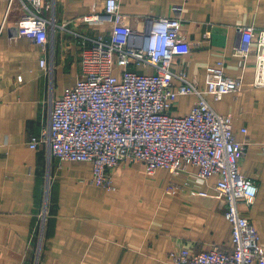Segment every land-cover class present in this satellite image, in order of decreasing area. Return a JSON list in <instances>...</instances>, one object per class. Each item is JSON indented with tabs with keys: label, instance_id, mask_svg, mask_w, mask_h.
<instances>
[{
	"label": "crops",
	"instance_id": "crops-1",
	"mask_svg": "<svg viewBox=\"0 0 264 264\" xmlns=\"http://www.w3.org/2000/svg\"><path fill=\"white\" fill-rule=\"evenodd\" d=\"M45 2L50 3L44 11L52 24L43 48L17 32L19 1L8 11V0H0V264H34L36 252L35 264H173L168 252L182 246L228 250L230 226L221 206L213 196L195 193L212 194L214 175L199 177L192 164L176 173L163 167L145 173L136 160L111 169L113 188L108 189L88 180V160L49 157L45 141L27 145L46 124L52 100L80 75L81 53L91 38H107L112 27L106 19H81L88 13L102 15L105 0ZM118 3L139 29L146 17L179 11L188 47L174 56V84L183 71L205 88L214 77L206 65L217 60L224 61L227 75L241 77L239 91L224 92L220 99L209 92L204 97L216 112L231 114L233 138L245 143L238 168L254 180L256 190L249 203L239 200L237 206L255 226L264 252V154L259 148L264 142V87L252 86L256 54L248 52L241 65L233 51L240 42L238 25L264 28V0ZM135 16L141 19L136 22ZM139 68L153 71L151 66ZM196 97L178 94L173 105L180 114Z\"/></svg>",
	"mask_w": 264,
	"mask_h": 264
},
{
	"label": "built area",
	"instance_id": "built-area-1",
	"mask_svg": "<svg viewBox=\"0 0 264 264\" xmlns=\"http://www.w3.org/2000/svg\"><path fill=\"white\" fill-rule=\"evenodd\" d=\"M20 14L15 21L17 32L45 48L52 19L44 9V0H17ZM15 0H8V11ZM103 14L81 16L86 22L109 20L107 38H91L89 48L81 53V72L73 85L65 87L52 100L48 118L38 133L27 140L29 147L45 141L48 156L56 159L88 160V180L112 189L109 173L121 163H142L145 173L156 167L176 173L187 164L196 167L199 177L214 175L213 193L195 191L214 197L230 226L228 250L216 246L193 251L186 246L171 250L173 264H264V252L257 231L238 209V201L249 203L256 184L238 168L245 143L231 133V114L213 110L204 95L220 99L224 92L239 91L241 77L224 72V61L206 65L214 75L205 88L195 77L183 71L172 82L171 65L175 55L187 50L179 11L171 16L146 17L144 27L131 25L119 9L118 0H105ZM141 19L135 16L133 20ZM240 42L234 54L244 64L253 52L255 71L252 86L264 87V28L238 25ZM41 67L46 66L43 57ZM151 66L153 71L140 70ZM118 68L116 73L114 70ZM139 68V69H138ZM21 80V77H18ZM195 93V101L180 114L169 111L178 94ZM244 131V127L240 128ZM264 154V142L259 144ZM39 222V221H38ZM41 224V222H39Z\"/></svg>",
	"mask_w": 264,
	"mask_h": 264
},
{
	"label": "rangeland",
	"instance_id": "rangeland-1",
	"mask_svg": "<svg viewBox=\"0 0 264 264\" xmlns=\"http://www.w3.org/2000/svg\"><path fill=\"white\" fill-rule=\"evenodd\" d=\"M169 110L173 111L172 113L179 114V110L180 109L173 105V106L169 107ZM180 113H183V112H180ZM36 260H37V252H36V254H35L34 258H33L34 264H35Z\"/></svg>",
	"mask_w": 264,
	"mask_h": 264
},
{
	"label": "trees",
	"instance_id": "trees-1",
	"mask_svg": "<svg viewBox=\"0 0 264 264\" xmlns=\"http://www.w3.org/2000/svg\"><path fill=\"white\" fill-rule=\"evenodd\" d=\"M39 224V222L36 224V226ZM35 231L37 233V227L35 228ZM43 234H44V231L42 230ZM32 260V259H31Z\"/></svg>",
	"mask_w": 264,
	"mask_h": 264
}]
</instances>
